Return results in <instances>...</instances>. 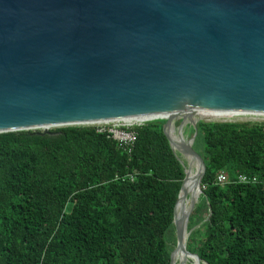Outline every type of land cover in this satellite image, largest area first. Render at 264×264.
<instances>
[{
  "label": "water",
  "instance_id": "obj_1",
  "mask_svg": "<svg viewBox=\"0 0 264 264\" xmlns=\"http://www.w3.org/2000/svg\"><path fill=\"white\" fill-rule=\"evenodd\" d=\"M193 114L264 118V0H0V134L153 116L201 195L193 142L209 120ZM185 180L175 250L200 264L184 247L197 202L176 219Z\"/></svg>",
  "mask_w": 264,
  "mask_h": 264
},
{
  "label": "trees",
  "instance_id": "obj_2",
  "mask_svg": "<svg viewBox=\"0 0 264 264\" xmlns=\"http://www.w3.org/2000/svg\"><path fill=\"white\" fill-rule=\"evenodd\" d=\"M164 124L136 128L129 153L90 126L0 134V264H170L185 166ZM196 130L205 173L186 250L200 264H264V124Z\"/></svg>",
  "mask_w": 264,
  "mask_h": 264
},
{
  "label": "bare ground",
  "instance_id": "obj_3",
  "mask_svg": "<svg viewBox=\"0 0 264 264\" xmlns=\"http://www.w3.org/2000/svg\"><path fill=\"white\" fill-rule=\"evenodd\" d=\"M229 117H241V116H222V115H204V114H193V118L194 119H204V120H209V121H217V120H220V119H224V118H229ZM155 117L151 116V117H135V118H129V119H126V120H122L121 122H123L124 124H127V125H135V124H142V123H146V122H149L151 120H153ZM103 123H99V124H94V125H101ZM104 124H107V123H104ZM92 125V126H94ZM50 129H53V128H50ZM168 135L173 136V140L172 142L176 145L178 143V138L176 136V133H175V128H172V126H170L168 128ZM171 138V137H170ZM186 163H187V168L185 169L186 171V182L188 183V185L186 184L184 187H183V190H185L188 186V191L186 193V195L184 196V198L182 199L181 203H180V206H179V209H178V212H177V215H176V219L179 221L180 218L183 216V215H186L190 209V205L192 204V202L196 201L198 203V200H199V196H200V193L198 191V178H197V170H198V166H197V163L192 160L190 157H184ZM194 164H193V162ZM196 203V205H197ZM178 206V204H177ZM177 206H176V211H177ZM193 213V212H192ZM190 218V217H189ZM187 236H185V241H184V247H186V241H187ZM176 248V246H175ZM174 253H175V257H176V260H177V264H182V263H191V264H195L196 262L186 256L182 250H175L174 249Z\"/></svg>",
  "mask_w": 264,
  "mask_h": 264
},
{
  "label": "built area",
  "instance_id": "obj_4",
  "mask_svg": "<svg viewBox=\"0 0 264 264\" xmlns=\"http://www.w3.org/2000/svg\"><path fill=\"white\" fill-rule=\"evenodd\" d=\"M254 118H262V117H254ZM261 120L263 121H258L257 124H264V118H262ZM223 122H226V120H224ZM228 123H237V122L228 121ZM145 124L146 123L127 125L121 121H116L107 124L94 125L93 127L96 129L98 133L106 134L108 138L112 139L117 144L119 149L129 153L133 147V144L136 141L137 134L135 132V129ZM127 178L133 180V175H128ZM256 182H257L256 178L251 179L247 176H240L237 179V183L239 184H249ZM226 183H227L226 176L224 174H220L217 177V184L223 186Z\"/></svg>",
  "mask_w": 264,
  "mask_h": 264
},
{
  "label": "rangeland",
  "instance_id": "obj_5",
  "mask_svg": "<svg viewBox=\"0 0 264 264\" xmlns=\"http://www.w3.org/2000/svg\"><path fill=\"white\" fill-rule=\"evenodd\" d=\"M254 119H256V120H254ZM261 119L262 118L245 117V116L224 118V120H226V122L231 121V122H237V123H250V124H257L258 121H263ZM224 120L223 119H220L217 121L211 120V121L206 122V123L223 122ZM150 122H152V121H150ZM178 123H179V120L175 124V131H176L177 127L180 125ZM90 127H93V126H90ZM57 129H61V128H55V129H52V131H55ZM189 131H190V126L188 124H185V126L183 127V130H182V133H183V136L185 139L190 138V136H189L190 132ZM180 159L183 161L185 169H186L188 165H187L184 157L180 156ZM187 264H191V263H187Z\"/></svg>",
  "mask_w": 264,
  "mask_h": 264
}]
</instances>
